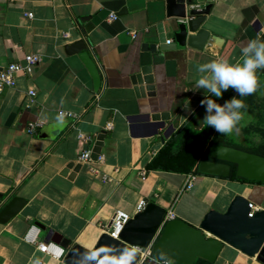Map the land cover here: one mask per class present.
Returning a JSON list of instances; mask_svg holds the SVG:
<instances>
[{"label":"crops","instance_id":"crops-1","mask_svg":"<svg viewBox=\"0 0 264 264\" xmlns=\"http://www.w3.org/2000/svg\"><path fill=\"white\" fill-rule=\"evenodd\" d=\"M195 1L199 8L211 3L206 24L218 40L210 38L202 50L158 48L154 54L145 43L156 41L159 24L174 39L167 0H0V70L28 54L41 56L31 73L19 74L0 94L1 203L27 200L0 222V264H65L38 248L49 242V230L91 249L115 210L133 216L141 200L196 226L211 209L225 212L239 194L264 208V184L199 172L184 190L189 173L147 167L185 122L199 117L218 74H228L264 33V0ZM80 39L102 74L98 91L78 54L66 52ZM145 63L152 65L154 88L138 95L133 77ZM61 110L79 117H60ZM145 114L170 119L158 130ZM35 120L43 124L30 132ZM100 133L103 160L82 161ZM256 262L226 243L213 264Z\"/></svg>","mask_w":264,"mask_h":264},{"label":"water","instance_id":"water-1","mask_svg":"<svg viewBox=\"0 0 264 264\" xmlns=\"http://www.w3.org/2000/svg\"><path fill=\"white\" fill-rule=\"evenodd\" d=\"M167 21L174 34L168 43L164 24L158 25V37L152 43H145L150 52L173 51L187 46L204 49L210 38L218 40L207 27L206 20L212 8L211 3L203 8L196 6L195 0H167ZM147 45V46H146ZM159 45V47H158ZM68 54H78L88 69L98 91L102 83V74L93 59L85 39L66 45ZM152 65L142 64L139 72L133 77L137 85V94L154 88L151 74ZM162 116V117H161ZM143 118L156 128L166 127L168 114H145ZM172 130V127L166 128ZM104 133L92 150V158L97 160L102 152ZM74 163H70L68 171ZM80 166H77V168ZM235 167L236 175L249 180L264 182V155L247 151L234 146L214 143L207 151V158L198 164V171L203 174L229 176ZM0 193V222L6 223L15 217L27 203L20 196L13 197L3 206ZM250 200L243 195H236L225 212L209 210L198 226L174 217L165 220L167 210L154 202H148L145 208L134 214L125 224L116 239L104 232L93 248L81 244L71 246L70 240L52 229L48 232V241L60 244L66 249L65 264H137L140 254L136 246L147 248L151 245L152 257L161 261H173L174 264H195L197 258L214 263L227 243L256 258L254 264H264V208L251 212ZM45 228L44 225L39 224Z\"/></svg>","mask_w":264,"mask_h":264},{"label":"trees","instance_id":"trees-1","mask_svg":"<svg viewBox=\"0 0 264 264\" xmlns=\"http://www.w3.org/2000/svg\"><path fill=\"white\" fill-rule=\"evenodd\" d=\"M264 103V33L202 105V111L185 122L155 154L147 167L177 173H199L198 164L207 158L214 143H222L264 155V136L254 137L255 127L245 114ZM253 183L236 175L235 167L228 176ZM195 264H213L197 258Z\"/></svg>","mask_w":264,"mask_h":264},{"label":"built area","instance_id":"built-area-1","mask_svg":"<svg viewBox=\"0 0 264 264\" xmlns=\"http://www.w3.org/2000/svg\"><path fill=\"white\" fill-rule=\"evenodd\" d=\"M32 15V14H29ZM116 14H111L110 19H116ZM132 36L135 38L137 36V33L135 31H132ZM68 36L69 34H65ZM171 40L168 39V43H170ZM41 61V56L38 54H28L25 57L24 62L18 61V62H11L8 64L5 68H2L0 70V94H2L4 88L6 87H14L17 82V76L21 73H31L34 69L35 64ZM224 78L223 74H218L216 77L217 83L221 82ZM31 96V101H33V98L36 96L37 92L34 90H31L29 92ZM60 117H76V119L79 117L76 114L70 112V111H64L61 110L59 112ZM43 124V121L41 120H35L31 121L29 123L28 129L30 132H34L35 129L38 126H41ZM112 125L108 124V129L111 128ZM81 160L84 162L92 161V150H86L81 155ZM97 160L102 161L103 156L100 155ZM91 169L94 172H98V169L95 167H91ZM198 177L197 173H189L186 179V182L184 184V190H189L193 187L194 182L196 181ZM105 179H108V177H105ZM147 200H141L138 204V212L143 210L145 206L147 205ZM250 208L251 212L249 213V216H253L255 210L259 209L253 202H250ZM132 217L131 214L126 212L122 209L115 210L110 222L104 226L105 232H107L110 236L119 239L120 233L123 230L125 224L128 222V220ZM175 215L170 211L167 213L165 220L174 218ZM32 241H35L33 238ZM38 248L50 255H53L57 258H64L66 254V249L63 248L60 244L55 243L53 241H49L47 243H39ZM135 249L139 252L140 257L137 262V264H149L150 262H155L156 264H174L173 261H161L156 260L152 257V248L151 245L147 248L136 246Z\"/></svg>","mask_w":264,"mask_h":264},{"label":"rangeland","instance_id":"rangeland-1","mask_svg":"<svg viewBox=\"0 0 264 264\" xmlns=\"http://www.w3.org/2000/svg\"><path fill=\"white\" fill-rule=\"evenodd\" d=\"M247 122L252 123L258 130H255L254 137L261 139L264 136V103L261 101L257 104V107L253 111H249L245 114Z\"/></svg>","mask_w":264,"mask_h":264}]
</instances>
